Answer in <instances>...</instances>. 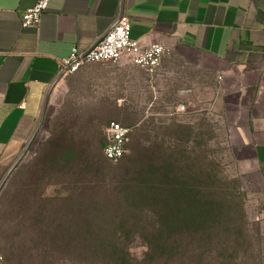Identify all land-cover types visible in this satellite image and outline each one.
Here are the masks:
<instances>
[{
    "label": "rangeland",
    "instance_id": "374dc122",
    "mask_svg": "<svg viewBox=\"0 0 264 264\" xmlns=\"http://www.w3.org/2000/svg\"><path fill=\"white\" fill-rule=\"evenodd\" d=\"M161 72L124 60L62 79L0 190L6 264H78L72 253L93 251L128 253L131 264H264V191L238 171L223 106L204 89L185 94L186 79L158 88ZM111 122L129 129L121 187L122 162L103 153ZM144 182L158 190H147L152 201L187 199L208 214L163 232Z\"/></svg>",
    "mask_w": 264,
    "mask_h": 264
},
{
    "label": "crops",
    "instance_id": "0c3cea01",
    "mask_svg": "<svg viewBox=\"0 0 264 264\" xmlns=\"http://www.w3.org/2000/svg\"><path fill=\"white\" fill-rule=\"evenodd\" d=\"M37 1L0 0V183L65 77L60 62L124 15L132 39L171 50L158 88L186 79L185 94L204 89L223 106L238 171L264 191V0H52L24 29L22 14Z\"/></svg>",
    "mask_w": 264,
    "mask_h": 264
},
{
    "label": "built area",
    "instance_id": "2783aa9c",
    "mask_svg": "<svg viewBox=\"0 0 264 264\" xmlns=\"http://www.w3.org/2000/svg\"><path fill=\"white\" fill-rule=\"evenodd\" d=\"M52 0H38L37 3L22 14L24 29L39 25ZM171 54L170 48L161 44L142 45L131 38V24L122 15L115 25L86 52L72 49L70 55L60 62L63 76L75 74L87 64H121L126 60L133 67L148 73H155L161 67L163 59ZM108 141L103 153L106 159L118 163L126 154L129 141V129L117 122H111L107 129ZM0 264H6L0 253Z\"/></svg>",
    "mask_w": 264,
    "mask_h": 264
},
{
    "label": "trees",
    "instance_id": "16d2710c",
    "mask_svg": "<svg viewBox=\"0 0 264 264\" xmlns=\"http://www.w3.org/2000/svg\"><path fill=\"white\" fill-rule=\"evenodd\" d=\"M124 156L118 162V163L122 162L120 164V167H122V169L119 170V172L116 173L115 176L113 177L114 183H117L118 187L122 186V183H124V178L128 176L126 172L127 170L124 171V173L122 174L121 172L124 169H127L128 165L132 163L130 159H124ZM128 174H129V171H128ZM150 174L153 175V173L151 172ZM164 176L165 178H168V179H170L171 177L170 174H164ZM165 178L162 179V182H164L167 185L169 184L170 181L166 180ZM159 183L161 182L159 181ZM148 184L149 183L144 182L142 183V185H140L141 187L140 190H143V189L146 190V193L141 194V197H142L141 199L144 202H148L150 206L152 205L154 206V204L156 205L157 203L156 206L159 208V211H160V215H161L160 225H161V229H163V232L169 233L171 232V230L175 228L176 230H179L180 224L182 222H186L187 220L185 219L186 218L188 219V217L191 218V217H194V215L208 214V211L202 210L199 207H196V204L194 202L189 201L187 199L183 201L186 203L183 207L182 205H180V203H178V201L172 204L165 203V202H159L158 200H156V198L158 197L157 196L158 194L153 195L155 199L154 201H152L153 200L152 197H149L150 193L152 192L158 193V190L155 189L154 185L152 187L151 186L152 184H149V185ZM90 237H91L90 235L84 236L85 240L89 239ZM133 260L134 259L130 256V254L124 253V252H118V251H110V252L93 251V252H83V253H72V263H78V264H85V263L86 264H131L132 262H134Z\"/></svg>",
    "mask_w": 264,
    "mask_h": 264
},
{
    "label": "water",
    "instance_id": "95a60500",
    "mask_svg": "<svg viewBox=\"0 0 264 264\" xmlns=\"http://www.w3.org/2000/svg\"><path fill=\"white\" fill-rule=\"evenodd\" d=\"M63 74L60 76L62 77ZM53 88L50 90L49 94L46 97L45 103H44V107L43 109L46 107L48 99L50 97V94L52 93ZM30 144H27L24 149L22 150L21 154L19 155V157L16 159V161L13 163V165L10 167V169L8 170V172L6 173V175L4 176V178L2 179L1 183H0V190L3 187L5 181L7 180V178L10 176V174L12 173V171L17 167V165L19 164V162L22 160V158L25 156V154L27 153V150L29 148Z\"/></svg>",
    "mask_w": 264,
    "mask_h": 264
}]
</instances>
